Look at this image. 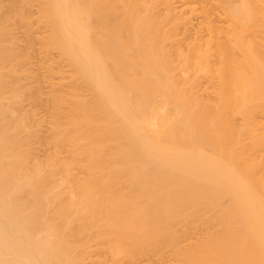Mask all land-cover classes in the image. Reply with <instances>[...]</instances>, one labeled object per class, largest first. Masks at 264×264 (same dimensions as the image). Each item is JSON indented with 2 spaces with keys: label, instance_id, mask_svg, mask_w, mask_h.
Masks as SVG:
<instances>
[{
  "label": "bare ground",
  "instance_id": "bare-ground-1",
  "mask_svg": "<svg viewBox=\"0 0 264 264\" xmlns=\"http://www.w3.org/2000/svg\"><path fill=\"white\" fill-rule=\"evenodd\" d=\"M37 1L38 19L47 30L44 44L71 70H63L69 81L58 82L50 96L55 114L66 105L51 137L54 144H70L71 158L61 162L60 172L51 169L57 160L46 172L25 161L17 134L27 131L26 125L6 108L12 102L8 93L19 92V83L8 78L19 76L21 53L9 41L0 16V264H106L88 260L92 251L102 250L112 263L151 247L176 246L177 224L189 218L202 228L217 222V229L206 227L212 233L207 229L188 247L172 248L180 264H264V157L250 155L255 147L264 149V135L252 129L253 114L264 112V42L251 45L239 38L256 18L264 25V0L217 3L232 29L229 37L226 25L224 41L215 37L223 27L212 24L218 11L213 15L210 1L177 0L182 5L174 6L176 0H158L164 20L165 15L173 21L172 15L180 17L172 25L179 26L181 14L189 11L200 12L199 25L202 19L207 23L210 37L206 39L207 32L205 41L184 39L185 51L183 39L173 45L168 33L164 37V29L156 27L160 18L156 7L151 12L150 2ZM21 4H14L11 12L28 19ZM142 9L150 13L144 15ZM214 27L219 30L213 38ZM167 102L175 103L173 116H160L165 120L157 129L161 133H149L147 109ZM235 116L241 119L238 127ZM97 137L106 140L104 145L111 141L113 146L104 148L114 151L107 154ZM221 198L228 204H220Z\"/></svg>",
  "mask_w": 264,
  "mask_h": 264
},
{
  "label": "rangeland",
  "instance_id": "rangeland-1",
  "mask_svg": "<svg viewBox=\"0 0 264 264\" xmlns=\"http://www.w3.org/2000/svg\"><path fill=\"white\" fill-rule=\"evenodd\" d=\"M209 1H210L209 6H210V8H212L211 10L213 11V15H214L215 12L218 11V13H215V14H217V15L220 14L221 17H223V15L221 14V11L222 10L219 12V10L221 9L220 8V5L217 4V3H221L222 0H220V2L218 0L217 1L216 0H208V1L206 0L207 3ZM144 2H145L144 5H147V3H148L147 6H149V2L151 3V5L153 6V7L150 6V10H151L152 13L155 12L153 10L156 7L155 9H157L156 10L157 12L155 14H157L158 19L160 18V20H158L160 22L159 23L160 26L157 24L156 27H158V29H162L163 28L164 30L163 29L162 30L165 32L164 33V32H162V30H160V31H158V33L159 32L160 33L162 32L163 35H164V37H166V33H168L167 38H169L173 42L175 41L177 43V44L176 43L175 44L173 43V45H176V46L179 45L178 44L179 42H177L178 39H180L181 41L183 39V42L180 43V45H181L182 43L185 44V41L186 40L189 41V42L192 40V42H193V40H194L193 38H195L194 41L197 40L196 38H200L203 41H205L204 36H206V34H208V33H209V36H206V39H207V37L208 38L210 37V31H209V28H208L209 26L208 25H207L208 31L206 30V25L205 24H207V23H205V21H203V19H202V22H204V23H203V25H199V23H200L199 20H201V18H202V15L200 14V12H198V11H197L198 13L196 11L193 12L194 14L197 13V16H195L190 11L188 13L187 12L186 13L184 12L183 14H181V18H182L181 20L182 21H181V24L180 25L183 24V27L180 28V25L178 26V24L180 23V22L178 23V19L180 21V17L178 19H176V17L174 15H172V17L174 18L175 23L176 22L178 23L177 25H172L173 24L172 22H174V21H173V19H170L171 16L169 17V15H165V20H166V23H165L164 15L162 14L163 18L161 17V10L162 9L164 10V8L162 7V6H164L162 4V1H161V3L159 1V3H158V0H157V3H156V1L153 2L152 0H149L147 2V0L146 1L144 0ZM189 2H191V4H193L194 6L196 4V2H192V1H188V4H189ZM206 2H205V4H203L200 1V3H202L201 5H203V6L206 5ZM214 2L217 4L216 9H214L215 8ZM0 3H1L0 4V16H2L3 19H4V20L2 19L3 20L2 21V23H3L2 25L8 30V33H10V35H9L10 38H8L9 41L11 39L10 42H14L13 44H14V46H16V49L18 47L20 48V49L18 48L19 50L17 49V51H18L17 54L20 55V53H21V55L18 56L19 57L18 58V60H19L18 62L19 63L16 62V68L18 66L20 67V68L18 67V70L19 71L17 70L18 73L20 72L19 73V76H18L17 73H14V76H11L13 74H9L10 76L8 78L9 81L11 83H13V84H16V86H18V83H19V86H18V88H19L18 91L19 92H17L18 96H17V94L14 95L13 94L14 93L13 91L12 92H9L8 93V96L9 97H7V98H9V101L8 102H10V100L12 102H10L11 104L7 102L8 105L10 104L11 106L9 105L6 108L7 109L9 108V110H11L13 112V113L12 112H10V113H12V115H13V117L15 119L17 118V121L18 122L22 123V125H24V124L26 125V128H27L26 130L27 131H25V132H20L19 131V133L17 134L18 135L17 138L20 137L19 140L22 143V152L24 153L23 156H24V158L26 157V160L25 161L27 162V164L30 165V168H34L35 167V166L34 167H31L32 165H38V166L40 165V166H42L41 168H42L43 171H45V169H46V171H49V170H51L54 167L60 169V164H62L61 162H64V161L69 162V160L71 158V155H70V152H69L70 151L69 150L70 148H68L70 146V144H68L67 142L66 143L58 142L57 144L56 143L54 144V142H53L54 140H52L51 135H52V129L54 127L55 119H56L57 116L62 115L63 111L66 109V105H64L65 103L62 105V108L65 107V109L63 108L64 110H62V112H60L61 114L59 112H57V114H55L54 111H56V110H54V108H53V104H52L53 102H52L50 96H51V89H53V87L56 88V86L58 85L57 86V88H58L59 85H60V83L62 84V82L64 83V81L65 82H68L69 81L68 78L66 79V78H63V77H65L66 73L68 74L69 71H71V70L66 65L65 60L63 59L64 60L63 61L61 59V57L59 56V54L57 53L56 50H54L53 48L51 49V48L45 46V44H44V37L47 34V30H45L43 22L38 19L39 12H38V7H37L38 6V1L37 0H0ZM153 3H154V5H153ZM171 3H172V5H174V3H175L176 6L182 5L181 2H178L177 0L176 1H172ZM200 3H198V4H200ZM234 3H237V2H234ZM7 4H8V6H6ZM14 4H16V5L17 4H21L26 9V12L28 13V19L27 18H23V20H21L19 18L20 15H17L16 12L15 13L11 12V10H13L12 7L13 6H16ZM33 4H34V6H33ZM155 4H157V5L155 6ZM198 4L196 6H198ZM222 5H223V2H222ZM141 8H143V6ZM197 8H200V5ZM206 8L209 10L208 6ZM217 8H220V9L217 10ZM142 10L140 11V13H138L139 15H143V13L141 14ZM163 10H162V12H164ZM214 10H215V12H214ZM158 11L160 12L159 16H158ZM212 11H211V13H212ZM137 12H139V7L137 8ZM143 12H145L144 15L146 14V12H149L150 13V11H147V10L146 11L143 10ZM191 13L193 15H191ZM15 14H16V16H15ZM198 14H200V15H198ZM217 15H214L213 16L214 18L212 17V24L214 22L213 25H216L217 24L220 27H223V29L221 28L220 31L222 30V32L220 33V31H219L218 32L219 34L217 33L215 35L214 32L216 30H219V29H217L218 27L217 28L214 27L215 29L213 28L211 30V31H213L212 32L213 36H212V34H211V36L214 38V35H215V37H217L219 39L221 38V40L223 39L222 41H224L225 34H226L225 37H227V31H228V33H229L228 35L230 37V31L229 30L231 28L228 30V28L230 26L227 25V22H225L226 19H227V17L220 18V16L218 15L219 16L218 17ZM167 16H168L169 19L168 18L166 19ZM198 16L199 17L201 16L200 19L198 18ZM35 17H37V18H35ZM162 19L164 20V22H163ZM7 20H8V22H7ZM25 22H26V24H25ZM183 22H185L186 24H184ZM258 22H259V17H258V19L256 18V21H254V23L251 25L252 28H251V26H249L251 29L250 28H247L246 30L244 29L243 32H242V29H241L239 38L242 39V40H244V42L246 41V42L251 43V45L252 44L254 45L256 43L257 44H261V42H264V38H263L264 37V27H262L264 25H263V23L262 24H258ZM161 23L164 24L163 27H162V24ZM255 24L257 26L259 25L261 27H259V26L258 27H254V26H256ZM226 25H227V31L224 34L223 31L226 30ZM185 26H187L188 29H186ZM11 28H12V30H11ZM175 28H178V29H176V31H175ZM182 29H184V30H182ZM185 29H186V31H185ZM251 31H252L253 34L251 33ZM12 32H13V36H11ZM235 34L236 35H239V33H237V32ZM199 35H201V36L199 37ZM222 35H224V36L222 37ZM202 36H203V38H201ZM231 36L232 37L234 36V32L231 33ZM169 39H164V41H165L166 44L169 41L168 42V45L169 44H172V43H170V40ZM184 39H185V41H184ZM189 42H187V43H189ZM17 44H18V46H17ZM181 47H182V50L185 51L184 45L183 46L181 45ZM22 54H23V56H22ZM59 61H61V62H59ZM17 64H20V65H17ZM60 68H62V69H60ZM5 70L6 69H4V71ZM22 70H24V71H22ZM50 72H51V74H50ZM63 74H64V76H63ZM61 75H62V78L60 77ZM14 77L15 78H18V79H15ZM200 81H201V83L203 85L206 84V82H205L206 80H203L201 78ZM203 81H204V83H203ZM58 82H60V83L58 84ZM52 85H55V86H52ZM208 90L210 91V89H208ZM10 94H13V95H10ZM210 97H212L211 94H210ZM159 99H160V96H157V100H159ZM173 103L174 102H167V103H165L166 105L163 106V107H165V109L162 106H159V105H157V106L156 105H151V106L154 107V109L156 107L155 110H153V107H149L150 110H149V108L147 109V111L148 110L149 111L148 112L146 111V113L144 115V119L146 121H148L147 122V125H149V123L151 121L150 127L148 128V126H147V130L148 131H149V129L151 130V131H149V133H152V134H155V132H156V134L161 133L160 130H158L159 132L157 133V129L159 128V126L160 127L162 126V121L165 122V120H167V118H170L171 116H173V112H171L173 110L172 109L173 106H175V103L174 104ZM160 107H162L163 109H161ZM166 108H168L170 111H167L168 109L166 110ZM159 110H161V111H159ZM151 111L153 113H151ZM168 112H170V114ZM160 116H164V117L167 116V117H166L165 120H163L164 117H161L160 118ZM148 118L150 119V121H149ZM160 119H161V121H160ZM252 120L254 122L253 123L254 124L253 125L254 128H252V129L256 130V132L253 130V134L256 133V135H258V133H259V136H260V134L262 133L261 135L263 136L264 135V112H257L255 114H253ZM233 121H234L233 122L234 125H236V127H238L237 125H239V123L241 122V119L239 117L235 116V118H234ZM158 122L161 123V124H159ZM162 129L163 128H161V131H162ZM70 133L71 132H69V134ZM243 136H246V135H243ZM243 136H241V137L244 138V139H247L246 137H243ZM96 139L98 140V143L99 144L103 141V145L101 144L100 148L103 146V149H105L104 147H106V145H110V144H112V146H113V143L111 141H107L106 144L104 145V141H106V140H102V139L100 140V137H97ZM246 141H249V139H247ZM246 141H244V140L241 141V142L244 143V146H247V143L248 142L245 143ZM79 142H82V139ZM109 148H111V149H109ZM113 148L114 147H111L110 146V147L107 148V150L110 151V150H113ZM256 148L257 147H255V148H253V149L250 150V152L252 151L250 153V155L251 156L253 155L252 157H254V158L257 157V159L259 158L260 155H262V158H263L264 157V155H263L264 149H262L260 147H258L259 149H256ZM107 150L105 149L104 151L107 152ZM109 151L107 152V154L108 153H111ZM255 152H257V153H255ZM210 154H212V152H210ZM54 160H57L60 163H58L57 161H54ZM52 161H54V164H52L53 163ZM55 163H57V164H55ZM51 164H52L53 167H51ZM57 165H59V166H57ZM50 167H51V169H48L47 170V168H50ZM59 169H58V171L60 172L61 169L60 170ZM72 169L74 170L73 172H75L77 170V168L74 169V167ZM57 175H58L57 176L58 178L61 176L60 173H58ZM61 192H63V194L65 195V190L64 191L61 190ZM60 194L62 195L61 196L62 198L65 197L62 193H60ZM221 199L223 200V202H222V200H219V203L220 204H224V205H227L228 204L227 203L228 202L227 201V198H225V199L224 198H221ZM224 202H226L227 204H225ZM224 205H222V206H224ZM211 214L212 213L210 212V215ZM187 221L188 222L190 221V222L189 223L188 222L187 223H185V222H183V223L182 222H179L177 224L178 227H180L178 229L179 235H177V236H180V237L178 238L177 236H175L176 238L173 239L175 241V244H174V241H173V245H176V246H174L175 248L176 247H182V244H184L183 245L184 247H188L189 245H186V243L189 244L188 242L195 243V241H197L199 238H197V240L196 239L194 240V238L200 237V235L203 237L202 233L203 234H206V233L208 234V232H206V230L208 228L212 229L213 232L217 229V225L215 227V224H217V222L211 223L210 224L211 227H210V225H208V226L206 225V227H208L206 230H205V228H206L205 225L202 224L203 225V228H204V230H202L203 229L202 226H200L199 223L196 220H195V223H193L194 221L191 218H189ZM196 222L198 224H196ZM190 223H192V224H190ZM212 224L214 225V227H213ZM187 225H189V226L187 227ZM197 225H198V227L199 226L200 227L198 228ZM178 227H176V228H178ZM196 228H198L199 230L196 229ZM210 229H208V231H210ZM185 230H186V232H185ZM204 231H205V233H204ZM212 231H210V232L212 233ZM182 232H184V233L182 234ZM180 233L182 234V236L180 235ZM185 233H187L186 234V237L187 238L185 237ZM181 237H182V239H181ZM177 239H179V240H177ZM176 241H177L178 244L176 243ZM179 243H180V245H179ZM165 247H166V249H165ZM174 247H172V248H174ZM156 248L158 250H156ZM169 248H171V246H168V245H166V246L164 245L163 247L160 246V248L159 247H151V248L147 249L146 251L143 250L144 252L142 251V254L140 252L139 253L140 255L138 253H136L134 255V257L133 256H129V258L127 256H123L124 258L123 257H120L119 259L114 260L112 263H110L112 260L111 261L109 260L111 258V256L109 254H106V253H108L107 251L102 250L105 253H103L102 251H100V253H99V251H96L95 254H93L94 251H92L93 253L90 254V257L91 258H88V260L89 259L92 260V258H94L96 260L95 261L92 260L93 262H98V261L101 260L100 262H103V263L106 261V264H116L117 261H118V264H133L134 262L137 263L136 261L140 257L139 258L140 260H138V263L137 264H139V263L140 264H144L146 262H147L146 264H149V263L150 264H174V263L175 264H180V259L179 258H176V256L174 255L175 254L173 252L174 249L171 248V250H172L171 251ZM168 249L171 251V253H170V251ZM147 252L149 254H146ZM98 253H99V255L102 258L104 257L103 258V261H102V258L100 256H98ZM173 255H174V257H173ZM108 256H110V257L108 258ZM135 256L137 258H135ZM143 256H145V257H143ZM146 257H147V259H146ZM88 260L86 259L85 261H88ZM108 260H109V262L107 263ZM177 260H178V262H177ZM143 261H144V263H142Z\"/></svg>",
  "mask_w": 264,
  "mask_h": 264
}]
</instances>
